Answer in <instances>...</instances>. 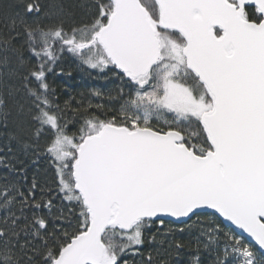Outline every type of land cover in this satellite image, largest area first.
Returning <instances> with one entry per match:
<instances>
[{
    "label": "snow or ice",
    "instance_id": "obj_1",
    "mask_svg": "<svg viewBox=\"0 0 264 264\" xmlns=\"http://www.w3.org/2000/svg\"><path fill=\"white\" fill-rule=\"evenodd\" d=\"M76 7L0 0V264H155L137 246L169 217L198 233L188 264H264V0ZM64 53L117 109L59 102ZM41 160L51 178L24 183ZM184 231L161 234L177 256Z\"/></svg>",
    "mask_w": 264,
    "mask_h": 264
},
{
    "label": "trees",
    "instance_id": "obj_2",
    "mask_svg": "<svg viewBox=\"0 0 264 264\" xmlns=\"http://www.w3.org/2000/svg\"><path fill=\"white\" fill-rule=\"evenodd\" d=\"M52 4L62 3L69 10L76 13L75 18L81 19L82 12L76 7L82 0H49ZM61 69L63 71L61 72ZM56 75L50 76V82L56 89V94L59 97V102L73 99L75 101L84 100L90 102L93 106L103 105L105 109L114 110L119 107V98L116 95L117 84L115 81L105 79L102 75L98 74L97 70L90 69L86 65H80L72 54H62L61 60L56 67ZM100 93L99 97L95 93ZM109 97L113 98V101L109 103ZM71 119V116H69ZM2 131V129H0ZM3 146V139L0 138V148ZM5 155L3 151H0V156ZM53 169L46 160H41L36 165H30L28 171V181L24 183H30L32 176L36 175L38 179L43 182L46 178H51ZM5 175H11L15 179V175L10 174L7 170L0 165V182H3ZM207 217L202 215L201 219ZM195 219V218H193ZM188 223H191L189 221ZM167 228L179 229L185 228L183 233H177L176 239L184 241L186 247L177 256L169 249V243L171 242V236L161 235L167 231ZM155 234L156 240H151V236ZM146 235L149 240L140 246L139 253L143 254V259H146L149 253H151L155 264H159L161 259H167L168 264H188L190 257L193 255L197 248L195 237L198 235L195 228L191 230L187 229L185 224H175L165 221V225L152 227ZM202 249V246H201ZM201 258L204 264H212L213 256L207 250H201ZM128 261V264H141L142 256L136 252H130L124 257ZM234 264V262H233Z\"/></svg>",
    "mask_w": 264,
    "mask_h": 264
},
{
    "label": "water",
    "instance_id": "obj_3",
    "mask_svg": "<svg viewBox=\"0 0 264 264\" xmlns=\"http://www.w3.org/2000/svg\"><path fill=\"white\" fill-rule=\"evenodd\" d=\"M165 221H167V222H172V223H175V224H181V223H179V222L176 220V218H171V217L166 218Z\"/></svg>",
    "mask_w": 264,
    "mask_h": 264
}]
</instances>
